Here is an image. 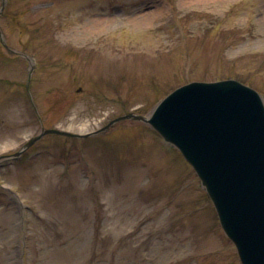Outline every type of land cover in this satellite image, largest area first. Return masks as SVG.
<instances>
[{
    "label": "rangeland",
    "instance_id": "obj_1",
    "mask_svg": "<svg viewBox=\"0 0 264 264\" xmlns=\"http://www.w3.org/2000/svg\"><path fill=\"white\" fill-rule=\"evenodd\" d=\"M2 1L0 156L40 128L30 62L42 125L78 133L234 70L264 99V63L246 66L264 52V0ZM33 147L0 160V264H240L194 171L150 126L123 120Z\"/></svg>",
    "mask_w": 264,
    "mask_h": 264
},
{
    "label": "water",
    "instance_id": "obj_2",
    "mask_svg": "<svg viewBox=\"0 0 264 264\" xmlns=\"http://www.w3.org/2000/svg\"><path fill=\"white\" fill-rule=\"evenodd\" d=\"M145 120L192 162L242 264H264V109L258 94L234 79L192 82Z\"/></svg>",
    "mask_w": 264,
    "mask_h": 264
},
{
    "label": "bare ground",
    "instance_id": "obj_3",
    "mask_svg": "<svg viewBox=\"0 0 264 264\" xmlns=\"http://www.w3.org/2000/svg\"><path fill=\"white\" fill-rule=\"evenodd\" d=\"M140 24V23H139Z\"/></svg>",
    "mask_w": 264,
    "mask_h": 264
}]
</instances>
